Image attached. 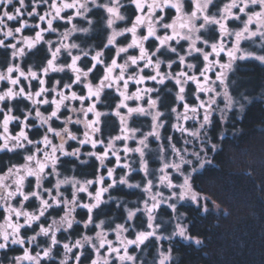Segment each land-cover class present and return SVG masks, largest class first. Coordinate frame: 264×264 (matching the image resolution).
I'll list each match as a JSON object with an SVG mask.
<instances>
[{"label":"snow or ice","instance_id":"6c2138e0","mask_svg":"<svg viewBox=\"0 0 264 264\" xmlns=\"http://www.w3.org/2000/svg\"><path fill=\"white\" fill-rule=\"evenodd\" d=\"M41 4L47 6L43 14L38 11ZM185 4L190 11H185ZM129 5L134 11L132 19L121 14L125 7L121 0H32L31 11H22L27 8L25 0H0V48L6 52L10 49L13 61L6 63V71H0V84L9 85L0 90V154H12L22 161H5L6 170H0V264L5 260L9 264H42L55 259L53 249L60 243L57 233L80 223L75 220L78 208L86 210L84 228L92 225L99 230L94 237L83 235L74 243H63L64 256L58 264H81L85 245L93 253L90 264H181L177 254L181 250L207 246L205 239L193 235V226L196 218H207L203 214L210 213L209 204L217 210L220 206L204 193L197 180L208 165L214 164L228 132L235 136L243 131L237 125L243 123L256 98V86L241 90L237 81L252 85L253 77L237 76V67L238 61H250L253 67L264 70V0H129ZM93 9L107 13L106 25L111 29L100 50H84L69 42L77 32L73 30L75 23L56 41L45 39L46 34L57 32L55 21L71 23L82 18L91 26L89 14ZM25 15L37 17L39 23L30 24L23 19ZM12 21H19V27H9ZM117 21L130 27L117 31ZM26 29L34 35H24ZM126 34H130V42L118 45L117 37ZM9 38L13 42H8ZM41 44L47 46L50 58L39 70L28 66L25 71L16 63ZM112 48L114 55L106 60L103 49L111 52ZM73 49L80 54H72ZM130 50L138 54L130 55ZM62 52H67L70 63H57ZM66 69L72 74L71 82L55 80L49 88V74ZM33 81L38 83L36 91H32ZM190 85L194 87L190 89ZM130 86L135 90L130 92ZM258 87L264 101V71ZM162 94L171 96V103ZM18 98L31 105L28 110L18 109L21 115H15L8 106ZM108 98L118 102L107 104ZM129 102L136 104L130 106ZM43 106L51 109L47 115L41 111ZM109 107L111 113L100 110ZM133 114L150 117V130L129 127ZM217 114L218 121L214 122ZM110 115L119 118V134L105 138L101 134L102 118ZM190 121L194 127L189 126ZM56 122L59 127L53 126ZM12 125L19 128L15 134ZM78 125L83 126L82 131ZM168 128L180 133V138L174 141L172 135H165ZM150 140L157 144L158 157L149 156L153 151ZM130 141L136 146L130 147ZM72 142L78 146L73 147ZM118 142L122 147H117ZM85 146L91 150L82 153ZM133 154L138 167L129 159ZM81 155L99 162L92 173L95 178L81 181L74 175H62L64 158L88 164ZM150 160L159 166L150 167ZM106 161H114L113 166ZM118 171L123 174L118 175ZM133 173H142L134 183L130 182ZM45 182L51 186L45 187ZM121 186L137 190L140 198L134 207L124 208L123 223L112 227V222L98 218L103 205L128 203L112 196V192L122 190ZM81 194H86L88 202L80 199ZM33 201H38V208L26 210ZM161 209L167 221L158 218ZM50 210L62 211L63 215L48 223ZM42 218L44 223H39ZM137 220L142 221L143 230H137ZM33 225L39 231L26 236L34 231ZM110 231L115 233V240L108 238ZM41 236L49 238L47 247L38 243ZM155 242L163 243L157 246ZM13 245L19 246L20 254L9 257ZM33 246L40 251L34 252ZM150 246L155 247V255L146 251Z\"/></svg>","mask_w":264,"mask_h":264},{"label":"trees","instance_id":"16d2710c","mask_svg":"<svg viewBox=\"0 0 264 264\" xmlns=\"http://www.w3.org/2000/svg\"><path fill=\"white\" fill-rule=\"evenodd\" d=\"M51 0H49V3ZM104 3V0H100ZM27 6L22 11L32 10V0H25ZM19 7L18 3L16 4ZM11 11L12 8L10 7ZM47 10V6L41 4L38 11L43 14V11ZM127 13H132L131 7L128 8ZM89 18L93 20L91 25V33L86 34L84 37L77 38V40L84 45H90L89 47L97 48L100 50L103 43H106L109 36L108 27L106 26V15L103 9H93V13L89 14ZM23 19L28 20L30 24H37L39 20L37 17L24 16ZM80 19H76L78 21ZM81 21V20H80ZM74 22L67 21H55L54 27L57 28L56 33H48L45 39H54L58 37V33H62L66 29H70ZM9 27L13 29L19 27V21H12L8 23ZM24 35H34V31L25 30ZM0 38H3L0 36ZM8 42L11 41L9 38ZM19 46V45H18ZM55 47V46H54ZM105 52V59L109 55H114V49L111 52L108 49H103ZM78 53V52H77ZM76 53V54H77ZM74 54V53H73ZM80 54V53H78ZM11 50L7 52L0 48V71H6V63H13L10 59ZM50 58V53L47 51L46 45H38L37 49L27 52V55L23 60H17L16 63L27 71V67L31 66L34 70H39V66L46 63V60ZM164 58V57H163ZM174 59V57H172ZM168 59V57H165ZM70 62V57L67 52H62L57 60L58 64H66ZM84 66L83 64H81ZM264 71L259 67H253L252 62H239L237 67V76L241 78L253 77L252 85L242 83L238 80L237 83L241 84V90L244 87L256 86V98L254 102L248 107L245 114L243 123L237 125L238 128L243 129L237 135H233L230 130L226 136V143L223 144L220 152L214 158V164L207 166V171H204L198 178L197 183L200 184L204 193L211 196L213 200L220 206V208L214 209L211 204L209 208L210 213L206 215V219L196 218L193 226V235H199L202 239H205L206 247L200 249H184L177 253L181 257V264H264V101L261 100L259 95V81L261 78V72ZM72 74L66 69L64 73H50L48 78V87L51 88L55 80H61L62 82H71ZM21 83L27 84L22 80ZM6 83L0 84V90L8 87ZM194 86H189L193 88ZM172 88V85H169ZM38 89V83L33 81L32 91ZM27 90V88H26ZM79 91V89H76ZM175 89H173V92ZM51 99V95L49 96ZM168 103H171V96L165 97ZM118 100L108 98L105 100L107 104H114ZM9 107L14 109L15 115H21L18 109L23 108L28 110L31 108L30 102L24 101L22 98H18L17 101L11 102ZM78 107V104L76 105ZM49 106L41 107V111L48 114L50 111ZM101 111L112 112V108H101ZM166 110V109H162ZM126 111V110H122ZM233 114L229 113V117L232 118ZM2 119V117H0ZM174 119L172 118V122ZM214 122L218 121L217 117L213 118ZM151 118L148 116L132 115L129 119V127L141 128V130L147 131L150 129ZM38 123V122H37ZM54 127H59V122L53 124ZM219 126V125H218ZM102 135L107 138L109 136H115L119 134V118L114 115L102 118ZM81 131L82 125L76 126ZM13 134L19 131L15 125L10 126ZM76 129L74 128V131ZM165 135L171 134V128H168L164 133ZM31 135V133H30ZM36 138V137H33ZM58 142V141H56ZM120 142L117 143V147L120 146ZM72 146L78 145L72 142ZM90 146L84 147L81 151H90ZM99 150V149H97ZM81 160H87L88 164L81 165L76 158H64V166L60 169L62 175L76 176L81 180L94 179L92 173L95 169L99 168V162L89 159L87 156L81 155ZM20 163L18 158L12 154L4 155L0 154V170H6L4 168V162ZM109 167H112L114 161L107 162ZM75 169L71 171L70 169ZM123 173L118 171V175ZM142 173H133L130 178L131 182H137L141 179ZM34 182V178L30 180ZM54 182V181H53ZM45 187L51 185L45 182ZM121 191L112 192V196L118 198L120 201H127L124 206H118L115 202H109L102 206V212L98 219H104L106 222H112V227L116 223H123V216L126 214L124 208H132L135 206L134 202L140 198L139 192L135 189H128L126 186H121ZM27 190V188H26ZM199 190V189H198ZM64 191V188L61 190ZM132 193H136L133 195ZM65 195H68L65 192ZM69 198H71L69 196ZM80 199L83 202H88L86 194H81ZM38 201H33L27 205L28 211H34L38 208ZM181 211H187V209H181ZM160 216L164 219H168L163 209L160 210ZM63 215L62 211L50 210L48 214V223L51 222V218L59 220ZM191 213L189 216L191 217ZM95 216V214H94ZM87 219L86 210L77 209L75 214V220L80 221L79 224L74 223L73 229L64 231L61 229L57 233V239L60 243L53 249V256L55 259L45 260L42 264H58V261L64 256L63 243L72 242L76 239H80L83 235H94L97 231L94 226L90 225L85 229L83 222ZM143 221L146 218L143 217ZM98 222V221H97ZM39 223H44V219ZM137 228L143 230L140 225L141 220L135 221ZM47 226V224H45ZM34 231H28L26 236L34 235L39 231L36 225H33ZM112 237V236H111ZM49 242L48 237H39L38 243L41 247H47ZM33 251H40V248L33 246ZM148 251L153 255L155 254V247L150 246ZM77 250H73V254H76ZM20 254L19 246L13 245L8 251L9 257ZM3 254L0 253V256ZM93 258L92 250L89 245H85L84 256L81 257V264H90ZM3 264H9V261L5 260ZM70 264L72 262L70 261Z\"/></svg>","mask_w":264,"mask_h":264},{"label":"rangeland","instance_id":"374dc122","mask_svg":"<svg viewBox=\"0 0 264 264\" xmlns=\"http://www.w3.org/2000/svg\"><path fill=\"white\" fill-rule=\"evenodd\" d=\"M51 3V2H50ZM92 5L91 4H89V7H91ZM185 6H186V4H185ZM186 11V10H185ZM187 11H190V9L189 10H187ZM213 11H215V9H213V10H211L210 9V12H213ZM78 19H80V20H78V21H76V19L75 20H73L72 22H74L75 21V24L77 25V27H88L89 25L82 19V18H78ZM230 27H239V25H230ZM92 31H90L89 33H87V34H92L91 33ZM59 34L60 33H58V37H55L54 39H51V40H53V41H56L58 38H59ZM86 34L85 33H81V32H76V33H73L72 34V36L70 37V41L69 42H73V43H77V44H79L80 45V48L81 49H84V50H88L89 48H92V47H89L90 45H84V46H82V44L77 40V38H80V37H84ZM207 38V37H206ZM55 46V44L53 45V47ZM186 46V45H185ZM245 47H247L246 45H245ZM94 49H97V48H94ZM80 53L79 52V50L78 49H73V52H72V54L74 53V54H76V53ZM77 53V54H78ZM94 54V53H93ZM164 58H162V59H165V56H163ZM175 58V57H174ZM193 62H195V61H193ZM163 69V68H162ZM163 70H166V69H163ZM162 70V71H163ZM179 69H177V68H174L173 69V71H178ZM170 85V84H169ZM162 98H164L165 99V97H164V95L162 94ZM203 98V97H202ZM189 103L191 104V101H189ZM193 103H194V101H193ZM222 106V105H221ZM166 111V110H165ZM139 115V114H138ZM229 115V114H228ZM214 117H217L218 118V114L217 115H214ZM213 117V118H214ZM173 119H174V117H172ZM174 122H175V120H173ZM189 126L190 127H194L195 126V123L194 122H189ZM134 126H132L131 125V128H133ZM139 129H141V128H139ZM150 130V129H149ZM149 130H147V131H149ZM142 131V130H141ZM147 131H144V132H147ZM170 135H172L173 137H174V141L175 140H178L179 138H180V133H178V132H174L173 130H171V134ZM181 143H182V140H181ZM129 146L130 147H135L136 145H135V142L134 141H130L129 142ZM177 146H180V144L178 143V145ZM119 147H122V144H120V146ZM150 147L153 149V151L151 152V153H149V156L150 157H158V153L155 151V149L157 148V144H155V143H152L151 142V140H150ZM121 156H123V153L121 152ZM129 159L130 160H132V161H134V163H133V167H138V163H135V161H136V155L135 154H133V155H131L130 157H129ZM159 165H158V163H155V162H152L151 160H150V167H158ZM78 179V178H77ZM79 180H81V179H79ZM81 181H84V180H81ZM131 182V181H130ZM63 189V188H62ZM61 189V190H62ZM162 191H163V189H161ZM165 194H167V193H165ZM145 218H146V216H144ZM161 216H160V214L158 213V218H160ZM164 219V218H163ZM165 221H167L168 219H164ZM97 230H99V229H97ZM137 230H139L138 228H137ZM94 235H92L93 237L95 236V232L93 233ZM112 236V237H111ZM108 238L109 239H113V240H115V233L114 232H109V236H108ZM146 243H148V242H146ZM156 244H157V246H158V244L159 243H163V242H155ZM146 251H148V249H146ZM154 253H155V251H154ZM155 255V254H154ZM62 259V258H61ZM149 259H150V257H149Z\"/></svg>","mask_w":264,"mask_h":264},{"label":"flooded vegetation","instance_id":"af4514ba","mask_svg":"<svg viewBox=\"0 0 264 264\" xmlns=\"http://www.w3.org/2000/svg\"><path fill=\"white\" fill-rule=\"evenodd\" d=\"M107 2V0H104V3ZM98 3H101L100 0H98ZM121 3L125 5L124 8L121 9V14L124 15L126 18L128 19H132L134 18V11H133V8L129 5V0H121ZM92 7V6H91ZM90 7V8H91ZM131 7L132 9V13H127V10L128 8ZM185 10H189L187 4L185 6ZM213 10V9H211ZM67 14H71V10H66ZM105 15H106V20H107V13L105 12ZM66 21V20H64ZM73 24V23H72ZM107 26V25H106ZM115 29L117 31L123 29L124 27H130V24L129 23H126V22H123V21H117L116 24L114 25ZM108 33L109 35L111 34V29L108 28ZM130 42V34H126L125 37H117V44L118 45H121V46H126V44ZM146 46H149L151 47V45H146ZM114 49V48H113ZM129 54H138V52H134L133 50H130L129 51ZM123 55V54H122ZM163 58V56L161 57V59ZM120 62H123V60H121ZM70 63V62H69ZM81 67H83L81 65ZM163 70V69H162ZM150 71V70H149ZM149 86H153L152 82H149ZM134 87L130 86V89L129 91H134ZM189 101H191V104L193 103V99H189ZM130 103V106H135L136 102H129ZM79 106V105H78ZM146 106V105H145ZM133 115H136V114H133ZM138 115V114H137ZM142 116V115H141ZM85 147H88V146H85Z\"/></svg>","mask_w":264,"mask_h":264},{"label":"clouds","instance_id":"9594fccd","mask_svg":"<svg viewBox=\"0 0 264 264\" xmlns=\"http://www.w3.org/2000/svg\"><path fill=\"white\" fill-rule=\"evenodd\" d=\"M126 18V17H125ZM74 31H77V32H80V31H83L85 33H89L90 30H91V26H88V27H75V29H73Z\"/></svg>","mask_w":264,"mask_h":264}]
</instances>
